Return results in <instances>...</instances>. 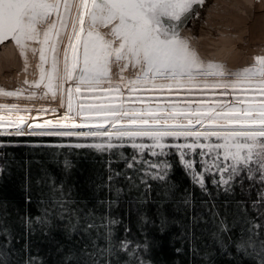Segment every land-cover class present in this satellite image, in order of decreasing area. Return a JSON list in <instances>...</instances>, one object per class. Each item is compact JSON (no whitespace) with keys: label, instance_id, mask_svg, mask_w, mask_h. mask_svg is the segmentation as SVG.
Returning a JSON list of instances; mask_svg holds the SVG:
<instances>
[{"label":"snow or ice","instance_id":"1","mask_svg":"<svg viewBox=\"0 0 264 264\" xmlns=\"http://www.w3.org/2000/svg\"><path fill=\"white\" fill-rule=\"evenodd\" d=\"M205 4L206 0H0V45L14 44L24 58L25 72L29 53L38 60L36 79L25 78L26 87L14 90L0 88V97L33 100L39 95L59 101L58 108L50 109L53 119L39 124L32 109L0 103V128L5 129L0 135L91 139L92 143L68 147L117 155L127 170L139 175L146 191L151 188L148 179L167 182L173 160L192 187L209 198L213 190L233 193L237 182L243 192L248 181V190L255 188L257 193L251 202L256 216L243 218L249 235L241 234L235 251L241 260L264 264V240L257 244L254 239L264 227L257 223L264 220V54L235 69L201 56L195 37L184 33L191 32L188 25L201 17ZM114 66L118 72H113ZM58 109L63 112L58 114ZM121 175L138 187L127 172L111 173L108 180ZM120 191L116 189L117 195ZM183 202L190 203V198ZM55 203L63 208L65 201ZM107 203L101 224L90 220L84 226L105 228L106 245L93 242L96 250H84V255L91 264H113V257L120 264L121 253L134 257L136 264H150L139 257L140 244L133 249L126 237L116 239L114 226L120 222L111 215L115 201ZM48 215L45 210L44 218L36 221L49 225ZM59 215L63 219V212ZM85 216L94 217V210ZM28 223L31 228V217ZM220 223V232H228L224 221ZM217 243L232 255L223 236ZM147 248L145 243L143 250ZM22 251L23 264H37L27 245ZM65 261L72 264L67 257Z\"/></svg>","mask_w":264,"mask_h":264},{"label":"trees","instance_id":"2","mask_svg":"<svg viewBox=\"0 0 264 264\" xmlns=\"http://www.w3.org/2000/svg\"><path fill=\"white\" fill-rule=\"evenodd\" d=\"M92 142L76 137L0 135V252L4 253L0 261L23 264L22 249L27 245L38 258L37 264H66V257L72 264H91L84 250L94 252L93 242L105 247L106 229L85 230L84 226L90 220L100 225L99 217L107 213V202L112 200L115 203L111 215L120 222L114 226L116 239L126 237L133 249L140 244L138 255L150 264H253L249 259L241 260L235 251L241 234L245 238L249 235V225L243 218L256 216L251 202L257 193L255 188L248 190V181L243 192L237 182L233 193L225 194L221 189L217 194L213 190L209 198L199 187H192L173 160L167 182L148 179L151 188L146 191L139 175L127 170L117 155L68 147ZM117 171L127 172L138 187L123 175L109 182V175ZM117 188L121 189L119 195ZM209 188L212 189L210 180ZM185 197L190 198V203L183 202ZM61 199L65 201L63 208L55 203ZM45 210L51 220L49 225L36 221V217L44 218ZM90 210H94V217L86 218ZM221 221L228 226V232H220ZM257 223L264 225V220ZM126 227L130 228L127 233ZM221 236L231 256L220 249L217 239ZM254 239L257 244L264 240V227ZM125 261L136 264L134 257L121 253L120 264Z\"/></svg>","mask_w":264,"mask_h":264},{"label":"bare ground","instance_id":"3","mask_svg":"<svg viewBox=\"0 0 264 264\" xmlns=\"http://www.w3.org/2000/svg\"><path fill=\"white\" fill-rule=\"evenodd\" d=\"M227 3L228 8L219 10L221 24L217 25L221 28L223 40H220V35H208L210 38L208 45L213 48L214 52L219 54L213 60L223 62L229 68L235 69L251 64L254 56L264 54V0H227ZM209 4L210 1L202 13L203 19L197 25L199 27L198 38H201L205 33H200V30L203 28L208 29ZM202 48L203 51L200 50L201 54L206 56L216 55L214 52ZM37 62V58H33L29 53L28 67L25 72L24 58L19 54V50L14 44L1 47L0 88L14 90L26 87L22 84L25 78L33 80L38 77V70L35 67ZM118 71L119 69L114 66L113 72ZM130 71L126 72L125 75H129ZM0 103H18L22 108L32 109L31 115L36 117L35 122L39 124L45 120L53 119L54 114L50 109L58 108L59 101L53 102L50 97L40 99L38 95L33 100L0 97ZM40 108H46L49 111L37 112L36 109ZM62 112L63 109H58V114ZM1 130L5 129L0 128ZM7 130L12 131L14 129L8 128Z\"/></svg>","mask_w":264,"mask_h":264},{"label":"rangeland","instance_id":"4","mask_svg":"<svg viewBox=\"0 0 264 264\" xmlns=\"http://www.w3.org/2000/svg\"><path fill=\"white\" fill-rule=\"evenodd\" d=\"M222 8H228V3H227V0H210V4H209V11H208V19H209V22L207 23V27L208 29H202L200 30V33L202 32H205L204 35L201 37V38H198V36L195 37V41L194 43H196L198 45V48H199V52L202 49L206 50V51H211V52H214L213 51V48H211L208 44H209V36L211 35H222V32H221V28L217 27V25L221 24V21H220V9ZM209 35V36H208ZM223 37H221L220 40H223L222 39ZM200 40V41H199ZM201 43V44H199ZM203 51V50H201ZM210 53V52H209ZM216 55H211V56H206V55H203L201 54L205 59H215L217 58V52H214ZM5 130H1L0 132H3ZM9 131V130H8ZM14 131V130H12ZM11 132V131H9Z\"/></svg>","mask_w":264,"mask_h":264},{"label":"water","instance_id":"5","mask_svg":"<svg viewBox=\"0 0 264 264\" xmlns=\"http://www.w3.org/2000/svg\"><path fill=\"white\" fill-rule=\"evenodd\" d=\"M209 1L210 0H206L205 7L201 9V17L189 23L188 28L191 29V32L186 31L184 33V35H186V36L194 35L196 37L199 34L198 33L199 32V27L197 25H198V22L203 19L202 13L206 9ZM10 44H12V43L11 42H5L3 45H0V48L3 47V46L10 45Z\"/></svg>","mask_w":264,"mask_h":264}]
</instances>
